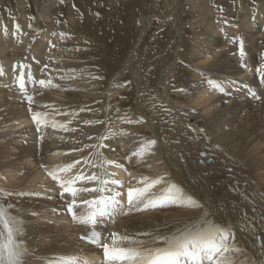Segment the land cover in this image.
<instances>
[{
	"label": "bare ground",
	"instance_id": "6f19581e",
	"mask_svg": "<svg viewBox=\"0 0 264 264\" xmlns=\"http://www.w3.org/2000/svg\"><path fill=\"white\" fill-rule=\"evenodd\" d=\"M240 2L232 3L227 11L220 9V6L214 13L212 0H190V15L193 19L191 23L186 22V26H190L188 28L192 36L186 30L177 33L182 52H177L166 74L173 78L170 92L178 91L177 94H169L167 88L170 85L166 82L170 79L165 77L162 81L165 92H160L152 100L155 104H147L143 96L142 101L136 99L125 103L121 100L116 106L114 102L119 100L116 98L119 95L116 90L120 89L116 85L121 82L122 86L126 85L127 81L123 80L126 77L125 70L105 75L98 70V73L89 75L85 69H81L76 53L90 48L69 45L68 37L72 34V29L64 31L54 24L59 20L57 14L53 13L56 6L54 0L42 3L46 21H30L33 24L31 27L30 23H26V19L31 17L30 13H0V66L4 69V74L0 75V186L13 192L40 194L10 198L20 209L19 215L26 221V242L30 254L25 258V264H49L54 257L69 254H76L90 261L96 259L98 248L81 239V236L91 230L90 227L74 224L76 222L73 220L67 223L62 216L65 214L54 215L56 211H65L69 202L60 201L55 194L53 200L60 201L62 205L60 202L49 203L41 195L46 194L47 190L61 191L48 172L81 157H88L90 149L82 152L72 149L82 148L85 144H97L101 136H107V139L103 142L106 146L99 151L106 159L123 165V168L111 165L108 170L116 174V179L125 181V186L135 185L136 179L142 176L155 178L167 174L166 179L177 183L185 192L199 200L218 223L233 226L236 243L245 250L237 253L238 262L251 261L252 264H257L264 259V127L254 124L241 131L237 128L239 131L235 132L236 135L234 133L232 142L229 141L233 143V139H237L242 143L232 146L227 144L232 152L236 149L235 153L227 150L228 148L224 151L212 146L214 152L210 155L215 159L219 158L214 169L207 163L206 157L202 158L203 163L198 164L196 160L199 156L195 153L191 152L187 158V154L178 152L182 144L181 138L191 140L192 136L189 137L187 132L189 130H200L203 126L208 130L210 124L211 128L207 131L209 136L213 135L212 132L216 136H223L224 126H243V111L247 105L264 110V79L255 73L257 67L264 64V0ZM139 6L142 7V4ZM214 8L218 9L216 6ZM147 11H141L142 19L144 18L143 34L146 31V18L150 16V11ZM178 12L179 9L176 20ZM225 21L228 23L225 24ZM16 24L20 25L19 30L16 29ZM4 25L7 26L6 33L3 31ZM83 31L84 29H77L73 34L82 38ZM61 33L64 34L63 37ZM239 39L244 41V58L239 55ZM185 41L190 42L188 52ZM130 63V58L125 56L122 67L128 68ZM20 64L29 66L24 69L25 88L26 95L33 97L32 112L51 113L56 110L60 114L55 119L61 122L70 120L69 129L75 128L76 131L53 129L50 126L37 130L26 95L16 83L21 71ZM176 67L178 71H175ZM29 72L36 81L51 79L53 85L58 87L32 83L28 80ZM207 77L225 83L232 81L227 86L230 94L225 95L210 88L205 83ZM128 78H131V84L134 83L136 88L139 86L146 94L147 82L140 75L139 69ZM182 84L185 86L182 87ZM210 93L214 94L209 97ZM200 96L203 101L197 103L195 99ZM203 104H207L204 108L210 116L201 114L203 111L199 113L200 110L194 107ZM44 105H54V109L45 108ZM81 108L85 111L80 112ZM194 110L201 117L199 123L195 122V113H190ZM72 112L76 115L63 114ZM141 117L143 121L136 123ZM85 120H92L93 123L84 124ZM97 120L103 123L96 124ZM160 125L163 126L162 130ZM219 128L221 130L218 131ZM199 132V138L205 139L208 144H217L215 135L206 139ZM89 136L92 137L91 140L88 139ZM41 137L50 138V142ZM145 139L156 140L155 146L145 150L142 155H133L141 150V142ZM17 140H20V144ZM36 140L40 141L39 149L32 146V142ZM244 143L247 144L243 148H251L249 151L245 148V152H238L243 150L239 148ZM184 149L188 150V147ZM227 167L232 170L228 172ZM79 168L78 165L72 172L61 174L62 178L75 174ZM233 180H237L238 184L231 185ZM243 182L246 185L243 186ZM164 186L159 185L157 188ZM88 187L92 185L89 184ZM82 195H87L83 199L90 198L88 194ZM243 208L245 212H242ZM153 210L147 209L135 214L133 211L129 212L130 216L123 215L120 220L104 224L97 230L105 234L111 231L141 233L164 230L166 227L172 228L174 221L199 216L203 208L186 205L171 207L161 211L162 214ZM82 211L77 209L78 213ZM33 212L36 215H31ZM60 220L64 222L61 223ZM257 236L261 242L257 243Z\"/></svg>",
	"mask_w": 264,
	"mask_h": 264
},
{
	"label": "snow or ice",
	"instance_id": "6c2138e0",
	"mask_svg": "<svg viewBox=\"0 0 264 264\" xmlns=\"http://www.w3.org/2000/svg\"><path fill=\"white\" fill-rule=\"evenodd\" d=\"M224 23L227 24L228 21ZM29 26L31 27V25ZM15 27L17 30L20 29L19 24H16ZM3 31L7 32L6 25L3 26ZM63 35L61 33V37ZM53 47L55 46L53 45ZM239 55L241 58L246 55L243 39H239ZM13 67L15 68L16 65ZM28 67V65L20 64L21 71L16 79L20 91L25 95L24 69ZM256 71L264 79V64H260ZM3 74L4 69L0 66V75ZM28 80L44 87H58V85H53L51 79L36 81L30 72ZM205 83L210 88L228 95L230 93L227 86L233 82L225 83L207 77ZM253 95L255 97V94ZM255 98L259 99V97ZM26 99L29 102V111L32 112L33 97L26 95ZM44 107L54 109V105H44ZM79 111L83 112L85 109L81 108ZM59 114L56 110L51 113L35 111L32 112V120L38 131L42 127L49 126L53 129L76 131L75 128L69 129L70 120L64 122L56 120L55 116ZM63 114L65 116L76 115L75 112ZM142 121L143 117L136 123ZM127 122L132 123V121ZM92 123V120L84 121V124L87 125ZM95 123L101 124L103 121L97 120ZM88 139L91 140L92 137L89 136ZM106 139L107 136H101L97 144H85L82 148L72 149V151L81 152L85 149L91 151L88 157H81V159L63 164L48 172V175L59 185L60 195L63 197L65 194H69L71 199L67 203L66 211L71 214L73 221L90 227L91 230L81 236V239L103 250V264H252L251 261L238 262L237 253L245 250L236 243L233 226L218 223L199 200L185 192L177 183L166 179L167 174L155 178L142 176L136 179L135 185L129 184L128 186H125L122 180L116 179V174L110 172L108 168L111 165L123 168V165L118 164L115 160L106 159L99 151L100 148L106 146L103 143ZM155 144L156 140L145 139L141 142V150L133 155H142L145 150H150ZM93 157L95 158L93 159ZM78 165L80 168L75 174L62 178L61 174L72 172ZM89 184L92 187H88ZM159 185L165 186L157 188ZM125 188L126 202H124L125 193L119 190ZM81 194H88L90 198H80ZM27 195L40 194L13 192L0 186V264H25V258L30 254L26 242V221L19 215L20 209L10 199L13 196ZM172 205L201 207L203 211L199 216L174 221L172 228L166 227L164 230L156 229L141 233L111 231L107 234L97 230L106 221L114 223L115 217L118 215ZM77 209L83 211L78 213ZM31 215H36V213L33 212ZM262 253H264V249H262ZM49 264H94V262L76 254H69L58 255L49 261ZM257 264H264V259Z\"/></svg>",
	"mask_w": 264,
	"mask_h": 264
},
{
	"label": "rangeland",
	"instance_id": "374dc122",
	"mask_svg": "<svg viewBox=\"0 0 264 264\" xmlns=\"http://www.w3.org/2000/svg\"><path fill=\"white\" fill-rule=\"evenodd\" d=\"M44 1L45 0H0V13L2 14L30 13L31 17L26 19V23H30V25L32 26L33 24H31L30 21H34V20H38L41 22L46 21L45 16L42 13L43 11L42 3ZM54 1H55L54 5L56 6L53 8V13L55 15L57 14L56 16H58L59 18V20L54 22V24L60 26L64 31L68 29H72L71 30L72 34H70V36L68 37L69 45L90 48V49L86 48L83 50L81 49V51L76 53L77 54L76 58L79 61L78 62L80 64L79 67L81 69H85L86 73L89 75H92L94 72L98 73V70L101 71L102 75L108 74L110 72L118 73L121 70H125L124 72H126L125 73L126 77L123 80L127 82L126 85L123 86H122V82L121 84L116 85L117 89L118 88L120 89L116 90L118 91L117 93L119 94V95L116 94L118 95L116 98L119 100H116V102H114L115 106L120 104L121 100L125 101V103L126 102L129 103L130 101H135L136 99L137 100L140 99L142 101L143 96H145L147 104H155L153 102L155 100V97L157 95H160V92L161 93L165 92V89L162 87V81L164 80L165 77L166 79L167 78L170 79V80L167 79L168 81L166 82L168 83V85H170L167 88L169 94L170 95L177 94L178 91L170 92V90L173 88L171 86L173 78L167 77L166 74L168 67H171V65L173 64L177 52L180 53L182 52V49H179L181 44L179 42L177 33L180 32L181 30H186L188 34L192 36V33L188 28L190 26L188 25L186 26V22L191 23L193 19V16L190 15L191 12L190 0H54ZM208 1L209 0H206V2ZM236 2L238 4L241 3L240 0H212V3L214 4V6H212V9L215 13L216 10L218 11L219 7L221 6L220 9L223 8L222 10L227 11L228 8H230V5L232 3L235 4ZM141 4L142 7L139 6ZM215 6L218 9L214 8ZM142 9L148 10L147 12L150 11L148 13L150 15L149 18L148 19L146 18V23L144 26L146 31L144 32V34L141 32L143 28L142 25L144 19V18L142 19V12H141ZM177 9H179L178 12L179 17L176 20L175 17L177 14ZM37 13L39 14L37 15ZM97 13H99V15H97ZM6 18L10 19L9 16H6ZM77 29L80 30L84 29V31L82 32V36L84 37L77 38V36L73 34L74 32L77 31ZM15 38L16 36H14V39ZM185 45L187 46V52H188V50L190 49V42L185 41ZM125 56L130 58L131 63L128 68L122 67V62ZM138 69L140 75L143 77V79H146L145 82H147L148 88L145 90L146 94L144 91L141 90L139 86L136 88V85L134 83L131 84L130 83L131 78H128L131 76L132 72H135V70ZM175 71H178L177 67ZM181 71L183 70L181 69ZM256 72L257 71L255 70V73ZM174 75H177V73ZM184 86L185 85L182 84V87ZM212 94L214 93H210L208 96L210 97ZM148 99L150 100L149 102ZM186 99H189V97ZM83 100L86 102V99ZM195 100L197 101V103H200L203 101V97L200 96L198 99ZM256 100L259 99L256 98ZM209 101L210 100L207 101V104H209ZM147 104H143V106L146 107ZM207 104L195 105L194 107L197 110H200L199 113L203 111L201 114L210 116L209 113L208 114L206 113V109L204 108L207 106ZM247 106H246V110L243 111V114L244 113L246 114L243 115L245 116L243 126L234 127L233 124V126L230 127V125L229 126L226 125L222 128V132H224L223 136L219 134H218L219 136L218 135L216 136V134L212 132L213 135L211 134V136L214 137L215 135L214 139L215 140L218 139L217 140V144L219 143L218 147H216L217 144L215 145L211 143L208 144V142L205 139L201 137L199 138V134L197 135V133L201 129H204L205 131L203 130L200 131L199 133L202 134L204 137H206V139L210 138L211 136L207 134V131L209 130V128H211L209 124L208 130L205 129V126H203L201 127L200 130H195V131L189 130L190 132L187 131L188 136L189 137L192 136L191 140L189 141L187 137L183 139L181 138L182 144H180L179 146L181 148V149L179 148L178 151L179 154L180 153H183L185 155L187 154V158H189L191 152L195 153L196 155L199 156L198 159L196 160V163L198 164L203 163L202 158L206 157L207 163L210 166H212V168L215 167V162L217 161L216 163H218L219 158H217L218 159L217 160L215 159L214 156L210 155V153L214 152L212 150L213 147H215L218 150L224 149V151L228 148L227 150L231 151L230 146L228 147L227 144H229L230 141L232 142L231 138H234L233 136L237 134L235 132H238L239 130L241 131L244 128H251V126H254V124L264 127V112H262L264 110H260L256 106L252 108V105L251 106L247 105ZM195 110L190 111V113H195L196 120L195 119L194 120L196 123H199L201 122V117L199 118V115L196 114ZM237 128H239V130ZM14 129H16V127ZM160 129L161 130L163 129L162 125H160ZM219 130H221V128H219L218 131ZM231 134L233 135L231 136ZM43 139L47 140L48 143L50 142V138L48 137H43ZM197 139H199L200 141ZM17 141L18 144H20V140ZM39 142H40L39 140L32 142V146L34 148L36 147L37 149H39V145H40ZM202 143L207 145L205 146ZM239 143L242 142L240 140L233 139V143H230V145L231 146L233 144L237 145ZM246 144L241 146V148L239 149H242L244 146H246ZM185 147H188V150L184 149ZM245 148H243V150H239L238 152L241 151L245 152L244 150ZM249 148H251V146ZM249 148L246 149L249 151ZM176 149L177 146L175 150ZM235 151L236 149L234 148V151L231 152L235 153ZM187 152H189L190 154ZM201 153H204V155H201ZM227 170L228 172H230L232 169L230 167H227ZM215 176H218V174ZM236 181L237 180L235 181L233 180V182H230L231 185L233 184L236 185L235 183L238 184V182ZM123 182L125 183V181ZM242 185L243 186L246 185V182H243ZM47 191L48 192H46V194H43L41 196H44L45 201H48L49 203L60 204L61 203L60 201H63V199H66L64 200L65 202H70L71 198L69 194H65L62 197L59 196V192H56V190H47ZM121 191H123L126 194V189L125 190L121 189ZM55 194L58 196H56ZM54 196L59 197L61 200L54 201L53 200ZM84 196L87 195L81 194L80 198H83ZM171 207L177 208L178 205H172ZM171 207L168 206V207L160 208L161 210L159 208H156L159 210L154 209L153 211L155 213L160 214L161 211H164ZM242 212H245L244 208L242 209ZM133 213L135 214L138 212L133 211ZM60 214L66 215V216L65 215L62 216L67 220V223L70 220H73L69 216H67V213L64 211V209L56 211L54 215L59 216ZM128 215L130 216L131 213H128L127 216ZM122 216L123 214L116 216L115 219L117 217L118 218L115 221L120 220L119 218H121ZM50 220H52V218H50ZM50 222L51 221H49V223ZM60 222L63 223L64 221L60 220ZM110 223L112 222H105L106 225ZM74 224H78V223H74ZM257 238H259V236H257Z\"/></svg>",
	"mask_w": 264,
	"mask_h": 264
}]
</instances>
